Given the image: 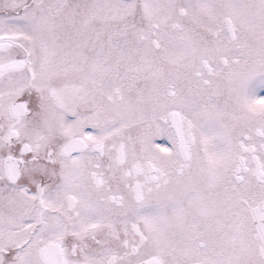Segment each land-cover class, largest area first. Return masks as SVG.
I'll return each instance as SVG.
<instances>
[{"label":"snow or ice","instance_id":"snow-or-ice-1","mask_svg":"<svg viewBox=\"0 0 264 264\" xmlns=\"http://www.w3.org/2000/svg\"><path fill=\"white\" fill-rule=\"evenodd\" d=\"M0 264H264V0H0Z\"/></svg>","mask_w":264,"mask_h":264}]
</instances>
